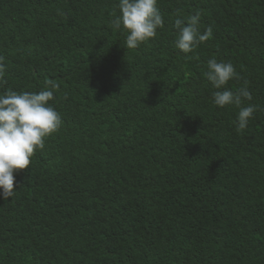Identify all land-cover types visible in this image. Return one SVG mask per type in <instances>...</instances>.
I'll use <instances>...</instances> for the list:
<instances>
[{
    "label": "trees",
    "instance_id": "trees-1",
    "mask_svg": "<svg viewBox=\"0 0 264 264\" xmlns=\"http://www.w3.org/2000/svg\"><path fill=\"white\" fill-rule=\"evenodd\" d=\"M117 5L0 0V93L58 85L63 121L0 199V264H264V0H158L136 49ZM196 11L213 37L185 54L174 20ZM213 57L257 105L240 132L212 102Z\"/></svg>",
    "mask_w": 264,
    "mask_h": 264
},
{
    "label": "clouds",
    "instance_id": "clouds-1",
    "mask_svg": "<svg viewBox=\"0 0 264 264\" xmlns=\"http://www.w3.org/2000/svg\"><path fill=\"white\" fill-rule=\"evenodd\" d=\"M158 0H118L119 15L110 20L114 31L126 33L127 49H136L141 43L156 37L157 30L164 26V19L157 6ZM175 47L183 53H191L200 44L213 37V27L201 30V13L196 11L187 16L177 15ZM0 55V85L6 83V64ZM206 80L216 89L212 93L215 106L238 109L234 124L237 132L247 128L249 120L257 111V105L245 104L251 101L247 81L233 91L226 87L240 74L230 62L209 59L203 72ZM58 85L51 84L39 92L14 91L0 93V199L7 200L15 194V175L18 170L30 167L31 157L36 150L45 147V139L58 132L62 118L50 103Z\"/></svg>",
    "mask_w": 264,
    "mask_h": 264
},
{
    "label": "bare ground",
    "instance_id": "bare-ground-1",
    "mask_svg": "<svg viewBox=\"0 0 264 264\" xmlns=\"http://www.w3.org/2000/svg\"><path fill=\"white\" fill-rule=\"evenodd\" d=\"M31 206H32V205H31ZM19 208H20V207H19ZM17 209H18V208H17ZM10 210H11V209H10ZM13 210H14V209H13ZM18 210H19V209H18ZM28 210H29V209H28ZM46 210H47V209H46ZM27 212H28V211H27ZM30 212H31V211H30ZM39 212H41V211H39ZM52 212H53V211H52ZM17 214H18V213H17ZM38 214H39V213H38ZM38 216H39V215H38ZM43 216H44V215H43ZM47 216H48V215H47ZM10 217H11V215H10ZM22 217H23V216H22ZM34 218H35V217H34ZM40 218H41V217H40ZM19 220H20V219H19ZM36 220H37V219H36ZM21 221H22V220H21ZM39 221H40V220H39ZM56 221H57V220H56ZM89 221H90V220H89ZM94 221H95V220H94ZM97 221H98V220H97ZM3 222H4V221H3ZM35 222H36V221H35ZM52 222H53V221H52ZM52 222H51V223H52ZM13 223H14V222H13ZM51 223H50V224H51ZM91 223H92V222H91ZM9 224H10V223H9ZM22 224H23V222H22ZM92 224H94V223H92ZM105 224H106V223H105ZM63 225H64V224H63ZM30 226H31V225H30ZM51 226H52V224L50 225V228H51ZM97 226H98V225H97ZM28 227H29V226H28ZM3 228H4V227H3ZM72 229H73V228H72ZM107 229H108V228H107ZM5 230H6V227H5ZM16 230H17V229H16ZM26 230H27V229H26ZM35 230H36V229H35ZM130 230H131V229H130ZM22 231H23V230H22ZM132 231H133V230H132ZM48 232H49V231H48ZM137 232H138V231H137ZM72 233H73V232H72ZM156 235H157V234H156ZM9 236H10V235H9ZM33 236H35V235H33ZM33 236H32V237H33ZM42 236H43V235H42ZM66 236H68V235L66 234ZM19 237H20V236H19ZM83 237H84V236H83ZM86 237H87V236H86ZM106 237H107V236H106ZM119 237H120V236H119ZM11 238H12V237H11ZM114 238H116V237H114ZM128 238H129V237H128ZM13 239H14V238H13ZM13 239H12V240H13ZM18 239H19V238H18ZM84 239H85V238H84ZM117 239H118V238H117ZM122 239H123V238H122ZM4 240H6V239H4ZM40 241H41V240H40ZM63 241H64V240H63ZM72 241H73V240H72ZM72 241H71V242H72ZM158 242H159V241H158ZM173 242H174V241H173ZM2 243H4V242H2ZM6 244H8V243H6ZM6 244H5V245H6ZM12 245H13V244H12ZM15 246H16V245H15ZM17 246H18V245H17ZM6 247H7V245H6ZM18 247H19V246H18ZM175 248H176V247H175ZM20 249H21V248H20ZM27 250H28V249H27ZM173 250H174V249H173ZM175 250H176V249H175ZM177 251H178V250H177ZM177 251H176V252H177ZM128 252H129V251H128ZM170 252H171V251H170ZM11 254H12V253H11ZM6 255H7V254H6ZM162 255H163V253H162ZM185 255H186V254H185ZM185 255H184V256H185ZM180 256H182V255H180ZM180 256H179V257H180ZM184 256H183V257H184ZM198 256H199V255H198ZM2 257H3V256H2ZM8 257H9V256H8ZM22 257H23V256H22ZM25 257H26V256H25ZM132 257H133V256H132ZM189 257H190V256H189ZM163 258H164V255H163ZM165 258H166V257H165ZM175 258H176V256H175ZM9 259H10V258H9ZM9 259H8V262L11 260V259H10V260H9ZM14 259H15V258H14ZM23 259H24V258H23ZM123 259H124V258H123ZM130 259H131V258H130ZM161 259H162V258H161ZM167 259H168V257H167ZM206 259H207V258H206ZM159 260H160V259H159ZM186 260H187V259H186ZM193 260H194V258H193ZM198 260H199V259H198ZM184 261H185V260H184ZM189 261H192V260L190 259ZM6 262H7V260H6ZM22 262H23V261H22ZM154 262H155V261H154ZM160 262H161V261H160ZM180 262H181V261H180ZM4 263H5V262H4ZM12 263H13V262H12ZM152 263H153V261H152ZM158 263H159V262H158ZM166 263H167V261H166ZM170 263H171V262H170ZM222 263H224V262H222ZM8 264H9V263H8ZM20 264H21V263H20ZM188 264H189V263H188ZM209 264H210V263H209Z\"/></svg>",
    "mask_w": 264,
    "mask_h": 264
}]
</instances>
